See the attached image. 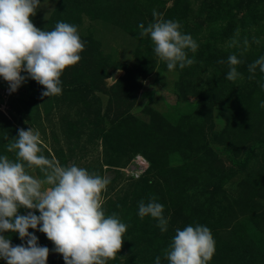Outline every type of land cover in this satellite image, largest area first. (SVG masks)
Masks as SVG:
<instances>
[{"label":"rangeland","instance_id":"374dc122","mask_svg":"<svg viewBox=\"0 0 264 264\" xmlns=\"http://www.w3.org/2000/svg\"><path fill=\"white\" fill-rule=\"evenodd\" d=\"M153 10L196 41L187 51L193 64L169 71L140 35ZM31 19L45 30L75 25L84 47L62 72L59 95L42 96L44 86L28 78L4 96L0 78V154L15 160L7 145L32 127L45 157L111 177L102 207L126 232L107 264H154L157 256L167 264L175 230L189 224L210 229L209 264H264V74L248 71L264 55V0H43ZM237 32L240 46L229 47ZM230 54L241 61L236 81L225 78ZM153 198L164 205L165 232L137 214L138 202ZM29 231L50 249L48 264H65L46 234Z\"/></svg>","mask_w":264,"mask_h":264},{"label":"clouds","instance_id":"9594fccd","mask_svg":"<svg viewBox=\"0 0 264 264\" xmlns=\"http://www.w3.org/2000/svg\"><path fill=\"white\" fill-rule=\"evenodd\" d=\"M43 0H0V78L15 92L28 78L44 88L41 95L61 94V74L67 66L80 60L84 44L77 27L57 21L45 30L32 22ZM145 26L140 23V35H148L156 56L169 71L183 69L194 63L187 51L196 52L198 44L190 34L182 33L174 20L155 19ZM238 32L229 47H239ZM256 43H260L256 39ZM244 50L248 40H243ZM229 70L225 78L236 81L241 74L235 65L241 61L235 54L227 57ZM259 67L264 74V55L248 65L249 73ZM25 72L26 75L21 73ZM264 89V83L260 84ZM264 108V100L260 101ZM39 131L18 129L14 141L7 145L15 151V160L0 154V259L6 264H48L50 249L39 244V237L29 229L46 234L53 242L51 251L62 254L65 264H107L122 246L126 224L116 214L106 215L101 193L110 183L108 175L90 173L76 164L61 166L45 157ZM38 169L41 177L26 169ZM27 209L21 214L19 209ZM33 209L38 210L32 211ZM164 205L154 198L138 202V216L154 218L161 232L167 231L168 218ZM18 234L22 243L13 245L5 232ZM215 252V240L210 229L201 224L177 228L169 250L167 264H209ZM154 264H161L155 257Z\"/></svg>","mask_w":264,"mask_h":264},{"label":"built area","instance_id":"2783aa9c","mask_svg":"<svg viewBox=\"0 0 264 264\" xmlns=\"http://www.w3.org/2000/svg\"><path fill=\"white\" fill-rule=\"evenodd\" d=\"M2 92H3L4 96H8V95H10L12 93V92H9L8 85L4 87Z\"/></svg>","mask_w":264,"mask_h":264},{"label":"water","instance_id":"95a60500","mask_svg":"<svg viewBox=\"0 0 264 264\" xmlns=\"http://www.w3.org/2000/svg\"><path fill=\"white\" fill-rule=\"evenodd\" d=\"M57 254H58V253H56V252H53V255H54V256H56Z\"/></svg>","mask_w":264,"mask_h":264}]
</instances>
